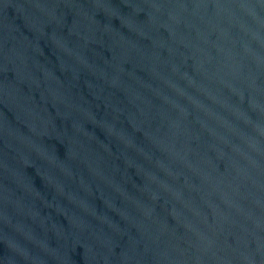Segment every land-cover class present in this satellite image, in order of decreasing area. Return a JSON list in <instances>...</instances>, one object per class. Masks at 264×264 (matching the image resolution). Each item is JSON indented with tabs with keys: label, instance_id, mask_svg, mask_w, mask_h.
Returning a JSON list of instances; mask_svg holds the SVG:
<instances>
[{
	"label": "water",
	"instance_id": "water-1",
	"mask_svg": "<svg viewBox=\"0 0 264 264\" xmlns=\"http://www.w3.org/2000/svg\"><path fill=\"white\" fill-rule=\"evenodd\" d=\"M0 264H264V0H0Z\"/></svg>",
	"mask_w": 264,
	"mask_h": 264
}]
</instances>
